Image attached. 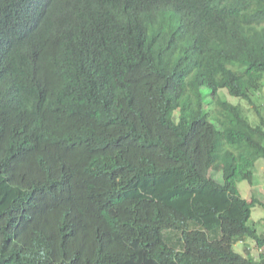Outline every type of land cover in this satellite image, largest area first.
<instances>
[{
	"label": "trees",
	"instance_id": "16d2710c",
	"mask_svg": "<svg viewBox=\"0 0 264 264\" xmlns=\"http://www.w3.org/2000/svg\"><path fill=\"white\" fill-rule=\"evenodd\" d=\"M260 96L264 0H0V264H264Z\"/></svg>",
	"mask_w": 264,
	"mask_h": 264
},
{
	"label": "rangeland",
	"instance_id": "374dc122",
	"mask_svg": "<svg viewBox=\"0 0 264 264\" xmlns=\"http://www.w3.org/2000/svg\"><path fill=\"white\" fill-rule=\"evenodd\" d=\"M220 97L222 99L227 100L229 103L233 105H241L245 106L248 109L247 117L249 118L250 122L254 125L258 123V116L255 114L254 107H249L246 102H243L241 99H238L236 97H231L226 94L224 91L223 93H220ZM255 103L258 106L257 110L263 115L264 114V97H256ZM219 170V167H217ZM252 172L254 175L253 178V186L250 187L248 185V182L244 179H240L238 181V188L240 191V194L243 199L251 200L252 198H258L262 201H264V159L257 158L253 163ZM251 219L257 223L258 226V232L260 234L264 233V209H262L259 206L253 207L251 211ZM250 248V250H253V255L257 254V246L255 242H250L247 244ZM234 250L238 253H242L243 249V243L237 242L233 246ZM245 249V248H244ZM243 249V253L246 254L245 250ZM256 253V254H255Z\"/></svg>",
	"mask_w": 264,
	"mask_h": 264
}]
</instances>
